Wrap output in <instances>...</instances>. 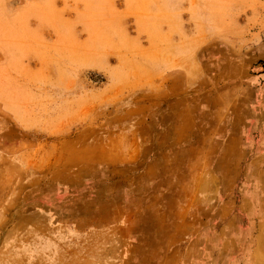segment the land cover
<instances>
[{"label":"rangeland","instance_id":"obj_1","mask_svg":"<svg viewBox=\"0 0 264 264\" xmlns=\"http://www.w3.org/2000/svg\"><path fill=\"white\" fill-rule=\"evenodd\" d=\"M0 264H264V0H0Z\"/></svg>","mask_w":264,"mask_h":264},{"label":"bare ground","instance_id":"obj_2","mask_svg":"<svg viewBox=\"0 0 264 264\" xmlns=\"http://www.w3.org/2000/svg\"><path fill=\"white\" fill-rule=\"evenodd\" d=\"M46 247V246H45ZM53 247V246H52ZM49 249V248H48ZM47 250V249H46ZM53 255V254H52Z\"/></svg>","mask_w":264,"mask_h":264}]
</instances>
